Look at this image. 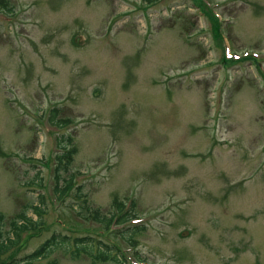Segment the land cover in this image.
<instances>
[{"label": "rangeland", "instance_id": "374dc122", "mask_svg": "<svg viewBox=\"0 0 264 264\" xmlns=\"http://www.w3.org/2000/svg\"><path fill=\"white\" fill-rule=\"evenodd\" d=\"M6 1L0 228L17 242L0 263L26 264L54 233L114 240L116 218L108 232L94 213L118 199L143 226L124 264H264V0ZM62 135L77 146L64 201ZM23 212L43 222L19 237ZM62 243L28 264H119Z\"/></svg>", "mask_w": 264, "mask_h": 264}, {"label": "trees", "instance_id": "16d2710c", "mask_svg": "<svg viewBox=\"0 0 264 264\" xmlns=\"http://www.w3.org/2000/svg\"><path fill=\"white\" fill-rule=\"evenodd\" d=\"M0 4L6 5V0H0ZM12 9L9 8V10ZM246 58H254L252 55L250 57ZM225 61V58H224ZM231 63V62H228ZM54 119V120H53ZM61 121V122H60ZM69 120H62V119H56L55 114L52 116V122L54 124H59L57 126H63L64 123L68 122ZM58 146L60 148V151L55 156V170L57 173V176L61 175V173H67L69 175V178H65L64 182L60 183V181H56V188L55 193L58 194V199L63 198V196L68 195L71 191V180L73 177V174L71 172L72 163L75 158V154L77 153V146L74 143V138L72 135L67 136H61L58 139ZM78 198H82L84 195L79 189V192L77 194ZM46 197V196H45ZM84 203L88 204L87 200H83ZM87 201V202H86ZM39 205H32L31 208L36 210V213L39 214V216L42 218V204L44 203V200L41 199L39 202ZM115 209L116 211L111 212V214L104 215L100 217L98 213L95 214V220L100 221L106 230L110 232V225L113 222V219H115L114 222L117 223V225H121L122 227L120 229H117L114 235V240L112 241H105L104 239H100L97 241L95 249H94V240L93 236H85V237H72L69 235L60 236L59 234L54 233L52 237L47 239L39 248H37L34 252L29 254L26 258V261H28L26 264L33 262L32 260H35L37 258H41L42 256L46 254H50L52 252L53 246L62 242H68L69 239H72V243L76 245V249L74 251V255L80 256L83 253H89L92 255V257L95 260L107 262V261H114L119 264H124V260H126V256L124 254V251L122 249L121 242L123 241L126 244H131L133 247L137 246L138 240L135 238V235L143 229V226L140 225H133V226H126L128 222L133 218L136 217L137 214L135 212L134 207H130L125 209L124 202L119 201L118 199L115 200ZM85 209H90L89 207L83 206ZM22 219L21 223H18L16 220L12 222V225L14 226V235L19 236V232L23 230H32L35 227L42 226L43 220L38 219L35 220L33 217L31 218L26 212L21 213L19 216ZM4 216L2 213H0V224L3 222ZM112 233V232H111ZM12 242H17L15 238L11 239H2L1 236V228H0V251L3 250V248L10 247ZM17 244H15L16 246ZM94 249V250H93ZM97 249V252L94 254L95 250ZM94 251V252H93ZM113 252L115 254L113 255ZM137 255L138 252H135ZM1 264V263H0Z\"/></svg>", "mask_w": 264, "mask_h": 264}, {"label": "water", "instance_id": "95a60500", "mask_svg": "<svg viewBox=\"0 0 264 264\" xmlns=\"http://www.w3.org/2000/svg\"><path fill=\"white\" fill-rule=\"evenodd\" d=\"M184 233H188L187 231H185Z\"/></svg>", "mask_w": 264, "mask_h": 264}]
</instances>
